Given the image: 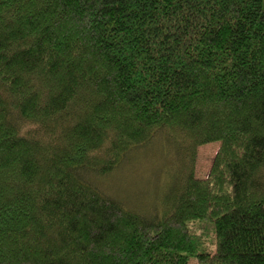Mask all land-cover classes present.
<instances>
[{
    "label": "trees",
    "instance_id": "16d2710c",
    "mask_svg": "<svg viewBox=\"0 0 264 264\" xmlns=\"http://www.w3.org/2000/svg\"><path fill=\"white\" fill-rule=\"evenodd\" d=\"M155 145L146 217L95 181ZM190 260L264 264V0H0V264Z\"/></svg>",
    "mask_w": 264,
    "mask_h": 264
},
{
    "label": "rangeland",
    "instance_id": "374dc122",
    "mask_svg": "<svg viewBox=\"0 0 264 264\" xmlns=\"http://www.w3.org/2000/svg\"><path fill=\"white\" fill-rule=\"evenodd\" d=\"M218 146L219 143H211L198 148L197 176L207 175ZM127 160L129 163H122L107 178L99 177L94 185L130 210L150 217L156 213V201L172 173L170 155L166 149L162 151L155 145L153 149L138 150ZM165 165H170V169ZM193 263L194 260H190V264Z\"/></svg>",
    "mask_w": 264,
    "mask_h": 264
}]
</instances>
